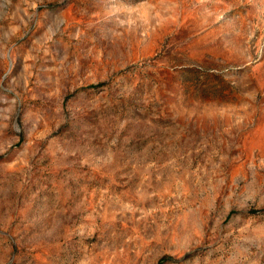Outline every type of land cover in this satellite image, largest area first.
<instances>
[{
  "label": "rangeland",
  "instance_id": "374dc122",
  "mask_svg": "<svg viewBox=\"0 0 264 264\" xmlns=\"http://www.w3.org/2000/svg\"><path fill=\"white\" fill-rule=\"evenodd\" d=\"M0 264H264V0H0Z\"/></svg>",
  "mask_w": 264,
  "mask_h": 264
}]
</instances>
